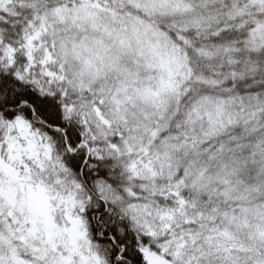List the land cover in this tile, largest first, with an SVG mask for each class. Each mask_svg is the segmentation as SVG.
I'll list each match as a JSON object with an SVG mask.
<instances>
[{"label":"snow or ice","instance_id":"6c2138e0","mask_svg":"<svg viewBox=\"0 0 264 264\" xmlns=\"http://www.w3.org/2000/svg\"><path fill=\"white\" fill-rule=\"evenodd\" d=\"M0 264H264V0H0Z\"/></svg>","mask_w":264,"mask_h":264}]
</instances>
